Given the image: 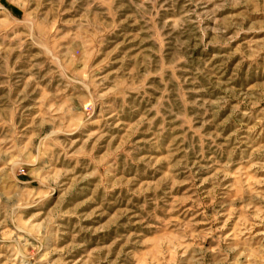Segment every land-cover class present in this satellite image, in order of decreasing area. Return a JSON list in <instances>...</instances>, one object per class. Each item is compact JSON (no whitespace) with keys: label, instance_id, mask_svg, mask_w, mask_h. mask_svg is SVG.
<instances>
[{"label":"rangeland","instance_id":"rangeland-1","mask_svg":"<svg viewBox=\"0 0 264 264\" xmlns=\"http://www.w3.org/2000/svg\"><path fill=\"white\" fill-rule=\"evenodd\" d=\"M0 264H264V0H0Z\"/></svg>","mask_w":264,"mask_h":264}]
</instances>
